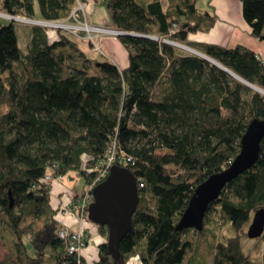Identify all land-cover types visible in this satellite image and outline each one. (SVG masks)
I'll use <instances>...</instances> for the list:
<instances>
[{
	"label": "trees",
	"instance_id": "trees-1",
	"mask_svg": "<svg viewBox=\"0 0 264 264\" xmlns=\"http://www.w3.org/2000/svg\"><path fill=\"white\" fill-rule=\"evenodd\" d=\"M98 1L110 14L104 27L145 36L117 38L129 54L124 69L89 55L80 37L56 30L52 42L46 26L0 22V214L15 238L4 262L88 264L60 239L47 177L76 173L89 185L115 150L114 167L135 175L140 203L118 262L109 230L97 227L106 238L97 264H186L190 253L188 264H261L240 232L264 208V140L257 164L211 204L203 231L177 226L196 189L237 159L250 122L264 120V94L230 74L264 91L263 59L245 46L192 40L217 21L200 12L202 0ZM239 1L251 36L264 42V0ZM80 3L0 0V12L52 23Z\"/></svg>",
	"mask_w": 264,
	"mask_h": 264
},
{
	"label": "water",
	"instance_id": "water-1",
	"mask_svg": "<svg viewBox=\"0 0 264 264\" xmlns=\"http://www.w3.org/2000/svg\"><path fill=\"white\" fill-rule=\"evenodd\" d=\"M184 22H186V19H184ZM122 35L145 37L128 33L120 34V36ZM191 51L199 56L203 55L194 50ZM230 74L250 88L264 93L263 90L255 88L249 82L240 79L235 73ZM249 125L242 141L241 153L237 159L225 171L211 176L196 189L189 207L182 215L183 217L177 226L178 230H186L187 228L199 232L203 231L207 211L211 204L221 197L228 184L252 169L260 160L261 143L264 140V120L255 119ZM108 175L107 179L97 185L93 191L95 201L88 208V220L97 227H104L109 230V252H111L114 260L118 262L121 259V244L131 233L133 216L139 208V185L135 175L129 169L121 166L113 167ZM248 235L250 239L263 238L264 208L256 211Z\"/></svg>",
	"mask_w": 264,
	"mask_h": 264
},
{
	"label": "crops",
	"instance_id": "crops-1",
	"mask_svg": "<svg viewBox=\"0 0 264 264\" xmlns=\"http://www.w3.org/2000/svg\"><path fill=\"white\" fill-rule=\"evenodd\" d=\"M162 1L164 4H166V0ZM99 4L102 3L98 0H87L86 11H88V22H91V17L95 13V9L97 6H99ZM199 6L200 12H207L208 14L210 13V15L216 17L217 21L214 28H212L209 33L199 32L198 34H192L190 36L192 40L199 43H213L232 48L237 45L245 46L256 52L258 56L264 61V42H261L257 38L251 36V28L245 21L243 15V4H241L239 0H202L199 3ZM103 43L107 47L106 54L110 61L114 62L121 69L129 66V54L127 53V50L124 48V46H122L118 41V39L113 37L107 38L104 39ZM83 49L88 52L84 46ZM61 194L62 193L59 192L60 201L62 200ZM60 220L68 224H71L72 222L68 217H60ZM73 223L75 224L74 221ZM87 228L91 242L92 240L93 242L90 244L87 251H85L86 260L88 264L91 261H93L92 264H97L99 260L98 248L101 244L106 242V239L100 232L99 228L97 229L91 223L88 224Z\"/></svg>",
	"mask_w": 264,
	"mask_h": 264
},
{
	"label": "rangeland",
	"instance_id": "rangeland-1",
	"mask_svg": "<svg viewBox=\"0 0 264 264\" xmlns=\"http://www.w3.org/2000/svg\"><path fill=\"white\" fill-rule=\"evenodd\" d=\"M82 7H83V10L81 13L84 16L86 15L88 17V15H87L88 11H86L87 5L80 3L78 6V9H81ZM12 20L18 24H24V25H28V26L35 24V23L34 24L29 23L30 20H28L26 18L10 17V16L5 15L4 13L0 12V22L1 21L7 22V21H12ZM67 21H68V23L73 22L70 20V18L65 20V22H67ZM60 22H64V21H60ZM91 22H90V25L95 24V25H98L97 27H100V25L104 27L107 24L111 23L109 10H107V8L104 4H99V6L96 7L95 13L91 17ZM36 23L39 24L40 21H37ZM50 24L51 25L49 28L50 29L49 35L51 36V41L54 42L57 40V34L55 33V29H56L55 26H56V24H59V23L58 22H52ZM40 25H42V24H40ZM95 25H93V26H95ZM78 34H79V32L77 33V35ZM111 37L117 39L115 36H111ZM111 37L106 36L105 38L104 37L101 38V36H100L98 39L95 38L94 42H91L87 36L83 37V34L80 35L83 46L85 47L86 50H88L89 55H92L93 57H97V56L101 55V54L97 53V51L95 50L96 47H100V46H101V51H103V53L105 55H107L106 54L107 47L105 46L103 41H104V39L111 38ZM157 40H162V39L159 38ZM167 42H170L172 44V42L170 40L165 41V43H167ZM173 44L176 46L180 45V44H176V43H173ZM181 47H183V46H181ZM183 48L185 50H188L186 47H183ZM188 51H191V50H188ZM191 52H193V51H191ZM101 56H104V55L102 54ZM69 64L72 65L73 63H69ZM69 70H71V69H69ZM0 106H1L0 107V114H3L6 111V106L5 105L4 106L0 105ZM86 181L87 180L82 179V177L77 175L76 173L70 174V175H65V176H63V179H58V180L53 179L51 182V186H53V188H54L52 191V195H51V199H52L53 204L55 203L54 205L58 206L59 203H61V207H62L64 205V203L68 204L69 199H74L73 197H75V195H77L81 190L83 193H85V191H87L88 189L90 190V188L92 186H91V184L87 185ZM59 192L62 193L61 199L64 200V201L61 200L62 202L59 199L60 198ZM61 207H59V209H61ZM255 214H256V212H254L252 214V219H251L250 224H248L247 226H245L241 230L240 235H242V246L244 248V252L246 254H248L249 256H252V258H254L255 260L260 261L261 264H264V238L250 239L249 235H248V231H249L250 226L252 225V220L254 219ZM73 215L77 216L76 210L74 211ZM68 216H69V214H68ZM5 219H6V216L3 214H0V264H6L4 261L8 257V255L11 253V249L13 248V244H14V240H15L13 234H11V232L8 229V224H6ZM91 224L97 228V226H95L93 223H91ZM73 225H74V223L71 222L70 226H73ZM73 230L74 231L79 230L78 225L73 227ZM222 231L225 234H229V230H227V227H224L222 229ZM100 232H101V230H100ZM88 242L90 245L93 242V240L91 242V238L89 237ZM191 256H192V254L190 253L187 257L186 264L189 263ZM133 259H135V258H133ZM133 259H132V261H130L132 264H143V262L139 258L136 260L137 263H135L134 262L135 260H133ZM212 260H213V258L211 257L210 263L212 262ZM92 263H93V261H91L89 264H92ZM11 264H19L16 257H15L14 261L11 262Z\"/></svg>",
	"mask_w": 264,
	"mask_h": 264
},
{
	"label": "built area",
	"instance_id": "built-area-1",
	"mask_svg": "<svg viewBox=\"0 0 264 264\" xmlns=\"http://www.w3.org/2000/svg\"><path fill=\"white\" fill-rule=\"evenodd\" d=\"M82 10L83 7L81 9L77 8V10H75V12L70 17V20L73 21L72 23H68V21L67 22L56 21L59 24H56L55 32L56 30H61L64 31L65 33L72 34L76 37H80V35L83 34V37L87 36L91 42H94L95 38L98 39L100 36L101 38L103 37L105 38L106 36L109 37L115 36L116 38H118L120 34L124 33L112 29L110 30L107 27H103V26L97 27L90 25L87 16L85 15L86 16L85 17L81 13ZM29 23L34 24L36 22L30 21ZM40 24L48 28H50L51 25L50 23L47 22L45 23L40 22ZM78 32L79 34L77 35ZM172 34H175V31H172ZM95 50L97 51V53L103 54L104 57H107V55H105L103 51H101V46L96 47ZM116 154L117 153H115V150H112L110 156L106 159L105 163H101L102 165L97 168L98 176L96 177V180H94L91 183L92 187L90 188V190L88 189L87 191H85V193H83L81 190L77 195H75V197H73L74 199H69L68 204L64 203V205L61 207V203H59V205L56 206L58 209L59 207H61V209H59L60 213L57 216V220L61 223V228L59 230L60 239L65 244H67V250L69 254L77 256L79 262L86 259L85 251L90 246L88 242L89 231H87L88 229L87 227L88 224L91 222L89 220H86V216L89 211L88 209L89 206L95 201V198L93 197V191L96 189L97 185L101 184L107 179L110 170L116 165L115 164ZM47 178L48 181L51 183L53 177L52 178L47 177ZM59 179H63V177ZM75 210L77 211V216L73 215ZM60 217L70 218L72 222L73 221L75 222L73 226L78 225L79 230L74 231L73 226H70L71 224L61 221ZM137 259L138 258L133 259L135 260L134 261L135 263H137L136 261Z\"/></svg>",
	"mask_w": 264,
	"mask_h": 264
},
{
	"label": "bare ground",
	"instance_id": "bare-ground-1",
	"mask_svg": "<svg viewBox=\"0 0 264 264\" xmlns=\"http://www.w3.org/2000/svg\"><path fill=\"white\" fill-rule=\"evenodd\" d=\"M40 24V23H39ZM54 27V26H53Z\"/></svg>",
	"mask_w": 264,
	"mask_h": 264
}]
</instances>
